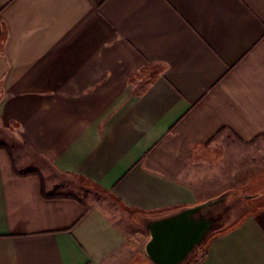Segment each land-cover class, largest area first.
I'll use <instances>...</instances> for the list:
<instances>
[{
  "label": "crops",
  "instance_id": "crops-1",
  "mask_svg": "<svg viewBox=\"0 0 264 264\" xmlns=\"http://www.w3.org/2000/svg\"><path fill=\"white\" fill-rule=\"evenodd\" d=\"M0 144V264H264V0H0Z\"/></svg>",
  "mask_w": 264,
  "mask_h": 264
},
{
  "label": "water",
  "instance_id": "water-1",
  "mask_svg": "<svg viewBox=\"0 0 264 264\" xmlns=\"http://www.w3.org/2000/svg\"><path fill=\"white\" fill-rule=\"evenodd\" d=\"M184 219V216L180 215L154 225L153 238L147 246V251L159 264L175 263L190 247V243L186 245L189 237L181 229Z\"/></svg>",
  "mask_w": 264,
  "mask_h": 264
},
{
  "label": "rangeland",
  "instance_id": "rangeland-1",
  "mask_svg": "<svg viewBox=\"0 0 264 264\" xmlns=\"http://www.w3.org/2000/svg\"><path fill=\"white\" fill-rule=\"evenodd\" d=\"M255 180L256 181H254V182H256V184L254 186L246 187L245 189H243V190H245L243 192V195H248L249 196V194H252L253 195V193H256V192H258V191H260L262 189L264 190V176L255 177ZM231 186H233L232 191L234 193L237 192V190H239V188H240L238 184H234V183L233 184H230V188H231ZM244 193H246V194H244ZM247 198H249V197H246V199ZM247 200L249 201L248 202L249 204L256 203V202L252 201L251 198H249ZM229 203H231V200L229 201Z\"/></svg>",
  "mask_w": 264,
  "mask_h": 264
},
{
  "label": "trees",
  "instance_id": "trees-1",
  "mask_svg": "<svg viewBox=\"0 0 264 264\" xmlns=\"http://www.w3.org/2000/svg\"><path fill=\"white\" fill-rule=\"evenodd\" d=\"M0 146H2L1 144H0ZM27 172H31V173H35V172H37V171H34V170H30V171H27Z\"/></svg>",
  "mask_w": 264,
  "mask_h": 264
}]
</instances>
